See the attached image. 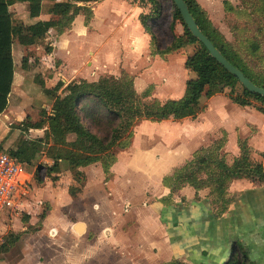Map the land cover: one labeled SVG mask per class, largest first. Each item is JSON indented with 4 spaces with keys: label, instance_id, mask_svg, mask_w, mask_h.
Returning <instances> with one entry per match:
<instances>
[{
    "label": "crops",
    "instance_id": "1",
    "mask_svg": "<svg viewBox=\"0 0 264 264\" xmlns=\"http://www.w3.org/2000/svg\"><path fill=\"white\" fill-rule=\"evenodd\" d=\"M197 1L212 20L217 13L215 0ZM89 5L88 24L80 14L60 36L64 69L59 75L60 81L67 80L64 85L76 77L96 81L101 75L119 76L125 70L132 75L137 92L150 87L151 96L160 100L183 95L190 72L184 65L188 52L182 48L160 55L152 50L151 36L140 22L147 6L139 0H100ZM68 56L72 66L66 63ZM222 131L226 133L224 148L232 156L239 154L237 141L242 137L252 150L264 151V115L226 97L212 96L195 118L139 122L130 146L118 150L108 175L100 163L80 168L85 183L76 198L68 194L72 176L65 182L58 178L47 197L50 208L43 228L52 225L55 233L63 232L74 217L85 231L88 220L98 219V226L103 224L98 239L134 252L133 259L140 264L147 259L165 264L172 259L225 264L238 242L250 261L264 264V184L232 181V202L221 216L214 214L207 199L195 200L196 191L190 186L172 194L170 203L159 201L170 194L162 178ZM197 196H203L202 192ZM56 208L58 216L52 218ZM106 219L108 224L101 222Z\"/></svg>",
    "mask_w": 264,
    "mask_h": 264
},
{
    "label": "trees",
    "instance_id": "2",
    "mask_svg": "<svg viewBox=\"0 0 264 264\" xmlns=\"http://www.w3.org/2000/svg\"><path fill=\"white\" fill-rule=\"evenodd\" d=\"M51 1L60 9V18L53 23L50 19H41L29 25V34L34 43L44 39L53 27L58 33L69 29L78 15L84 16L87 25L92 16L90 3L100 0H0V110L4 107L7 94L10 92L13 76L12 58V17L9 7L18 2L42 3ZM200 30L210 39L214 46L239 68L254 84L264 87V68L259 69L257 61L245 59L225 38L208 17L207 12L197 0H184ZM264 3V0H262ZM56 2V3H54ZM151 8L148 13L140 15L144 30L151 36L152 50L160 55L168 54L183 47V37L195 48L187 54L184 65L194 74L185 82L184 93L177 99H164L151 96L150 87L137 92L133 77L125 70L119 76L101 75L96 81L85 79L72 80L66 85L58 81L52 88H45L44 93L52 97L50 112H43L41 119L35 123L21 125V137L14 149L6 150L15 160L29 168L35 158L45 153L52 161L47 167L45 177L51 181L58 180L60 163L65 162L72 173L73 183L68 186V194L76 198L85 183V174L81 167L100 163L106 175L116 161L118 149H126L131 144L133 128L143 120L162 121L165 119L180 120L185 117L195 118L202 109L203 97L209 96L210 86L239 85L240 91L229 98L240 106H252L264 115V98L247 91L239 81L227 72L222 65L212 58L202 43L195 39L182 21L180 12L173 4L171 39L161 46L152 30L161 17L162 4L159 0H145ZM224 4H227L224 1ZM182 28V35L174 32L175 22ZM253 48H257L253 45ZM50 50V47H46ZM61 90L60 93L58 91ZM62 93V95H61ZM252 101L261 105L255 106ZM43 130L38 138H28L25 134L31 130ZM223 140L209 146L195 149L191 157L174 167L162 178V184L170 189L168 198L159 201L170 203V196L185 186L197 192L206 189L208 202L215 215H223L232 202L229 186L239 179L264 183V152L260 153L262 161L251 158V147L247 139L237 141L239 154L231 156L224 150L226 133L221 132ZM70 137H72L70 139ZM230 159V162L228 160ZM35 182L43 183L40 175L34 171ZM45 218V212L40 214ZM18 234L7 233L0 245V253L6 252L18 241ZM166 264H189L180 259H172ZM225 264H255L247 257L243 246L238 242L232 245V254Z\"/></svg>",
    "mask_w": 264,
    "mask_h": 264
},
{
    "label": "rangeland",
    "instance_id": "3",
    "mask_svg": "<svg viewBox=\"0 0 264 264\" xmlns=\"http://www.w3.org/2000/svg\"><path fill=\"white\" fill-rule=\"evenodd\" d=\"M139 1H142L144 5L147 4L145 0ZM159 1L162 4L161 17L151 28L163 47L170 40L169 25L172 20L173 7L171 0ZM224 1L227 4H224ZM212 4L217 11L212 20L209 18L213 25L219 29L245 59H254L257 61L258 68L263 69V1L215 0ZM146 6V13H148L151 6L150 4ZM9 11L13 23V76L10 92L7 94L4 107L0 110V147L7 151L14 149L18 139L23 135L21 134V125L23 123H35L43 116L42 111L50 112L52 97L44 93V87L52 88L60 81L59 71L62 68L64 69L61 65V58L64 57L62 56L64 47L60 41L61 33H58L52 27L44 39L34 43L31 41L28 29L30 24L42 18L50 19L53 23L57 22L60 18L59 7L56 4L53 5L51 1H43L36 4L18 2L10 6ZM174 32L182 33V28L178 21L175 22ZM253 45H256L257 48L254 49ZM46 47H50V50H47ZM182 48L191 53L195 46L183 37ZM68 61L72 66L69 56L66 57V63ZM84 67L87 66L84 65ZM193 76L194 74L189 72V78ZM74 80H78V78L76 77ZM64 82H67V80H64ZM208 91L209 96L202 98V109L198 114L204 110L208 99L212 96L218 98L226 97L231 100L229 96L238 93L240 87L238 84L233 88L229 85L210 86ZM60 92L61 90L58 91V93ZM252 104L255 106L261 105L256 101H252ZM42 135L43 130L37 129H31L25 134L26 137L32 139ZM221 140H223L222 133L214 134L205 143L203 142L204 144L201 146H209ZM229 149L231 150L232 148L229 147ZM226 152L229 157L230 155L232 156L230 152ZM261 152L251 149L252 160L256 162L262 161ZM228 162H230V159ZM51 163L52 161L45 156V153H41L35 158L31 167H23L22 177L25 180L24 189L26 194L21 197L22 206L18 214L11 218L10 228L7 229V233L18 234L19 239L6 252L0 253V264H140V262L134 261L133 258L136 257V255H133L135 254L134 252H124V248L122 249L119 245L114 246V244L108 243L107 240L98 239V233L103 225L100 224L98 226V219L88 220L89 227L85 231H82L83 226L81 224L78 222L76 224V218L74 217L71 218L72 224L69 225L68 229L65 228L63 232L55 233L51 229L56 227L52 225L49 228H43L44 218H40V214L45 212L46 216L48 213L50 206L49 198L47 197L53 192V187H55L56 181L59 180L51 181L48 177H45L46 169ZM60 165L59 178L62 177L63 182H65L66 177L68 175L72 176V173L68 170L65 162H61ZM34 171L42 178L43 183L41 185L35 182ZM248 182L258 184L253 180H248ZM201 192L203 196L195 197V200L199 201L201 198H205L208 201L207 190L203 189ZM177 193L178 191L174 195H177ZM150 198L156 199L155 197ZM58 212L59 210L56 208L55 212L51 214L52 218L58 216ZM101 222L108 224L107 222L109 221L106 219ZM79 227L81 229L77 231ZM142 264L165 263L147 259ZM199 264L216 263L201 261Z\"/></svg>",
    "mask_w": 264,
    "mask_h": 264
},
{
    "label": "built area",
    "instance_id": "4",
    "mask_svg": "<svg viewBox=\"0 0 264 264\" xmlns=\"http://www.w3.org/2000/svg\"><path fill=\"white\" fill-rule=\"evenodd\" d=\"M23 171L21 163L0 149V245L10 228L11 218L22 206L21 197L26 194Z\"/></svg>",
    "mask_w": 264,
    "mask_h": 264
},
{
    "label": "water",
    "instance_id": "5",
    "mask_svg": "<svg viewBox=\"0 0 264 264\" xmlns=\"http://www.w3.org/2000/svg\"><path fill=\"white\" fill-rule=\"evenodd\" d=\"M172 2L180 12L182 21L185 23L191 35L203 44L210 56L214 58L217 63L222 65L227 72L234 76L247 91L256 93L264 98V87L254 84L239 68L234 66L223 56V54L214 46L210 39L200 30L194 17L190 13L186 2L184 0H172Z\"/></svg>",
    "mask_w": 264,
    "mask_h": 264
},
{
    "label": "bare ground",
    "instance_id": "6",
    "mask_svg": "<svg viewBox=\"0 0 264 264\" xmlns=\"http://www.w3.org/2000/svg\"><path fill=\"white\" fill-rule=\"evenodd\" d=\"M77 231H80V227H79V228H77Z\"/></svg>",
    "mask_w": 264,
    "mask_h": 264
}]
</instances>
